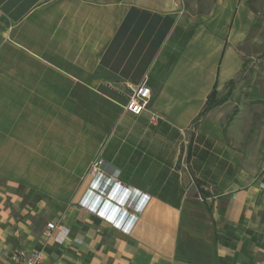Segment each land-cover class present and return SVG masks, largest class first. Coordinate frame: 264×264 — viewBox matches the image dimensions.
I'll return each instance as SVG.
<instances>
[{
  "label": "crops",
  "instance_id": "obj_1",
  "mask_svg": "<svg viewBox=\"0 0 264 264\" xmlns=\"http://www.w3.org/2000/svg\"><path fill=\"white\" fill-rule=\"evenodd\" d=\"M263 25L249 0H0V264H264V62L239 82ZM98 155L104 215L81 205ZM128 188L149 200L126 231Z\"/></svg>",
  "mask_w": 264,
  "mask_h": 264
},
{
  "label": "built area",
  "instance_id": "obj_2",
  "mask_svg": "<svg viewBox=\"0 0 264 264\" xmlns=\"http://www.w3.org/2000/svg\"><path fill=\"white\" fill-rule=\"evenodd\" d=\"M149 82V77L148 75H145L144 78L137 84L132 85L131 91L128 95L127 102L125 104V108L130 111L133 114L139 115L141 114L148 106L150 98H151V88L148 84ZM158 115H154V119H156ZM104 159L98 155L90 164L88 172H87V177L90 178V187L88 188L90 193H88L87 197L84 198L81 201V205L83 207H86L90 209L91 211H95L100 213L101 215L103 214L102 211V202L100 199H102V196L97 194L98 197H93L95 199V202L90 205L89 201L92 199V188H91V183L95 181V179L106 176V171L104 168ZM109 180L112 182H115L117 187L122 186V182L116 180L114 177H109ZM139 197L140 198V207L147 204L149 200V196L146 193H142L138 190H135L133 188H128L124 202L122 206L126 210H128V215L131 217L129 222L124 226L123 224H118L121 225V227L124 228V230L129 231L134 223L138 220L142 210H134L133 208L130 207V202L133 198ZM109 202V201H108ZM118 214L119 212H114L111 216H109V219L113 221V223H116L118 220ZM117 224V223H116ZM58 232L57 236L60 240H63L64 237L67 235L68 230L61 224L59 223H54V222H49L47 224V229L45 231V234L47 236H52L54 232ZM11 264H45V257H44V250L42 249H34V250H26L25 248H20L11 255Z\"/></svg>",
  "mask_w": 264,
  "mask_h": 264
},
{
  "label": "rangeland",
  "instance_id": "obj_3",
  "mask_svg": "<svg viewBox=\"0 0 264 264\" xmlns=\"http://www.w3.org/2000/svg\"><path fill=\"white\" fill-rule=\"evenodd\" d=\"M215 0H185V7L188 10V13L190 15H203L210 11L213 3ZM250 6L255 10L257 15L261 17L264 21V0H249ZM252 37V38H251ZM250 37L249 44L251 47H249V53L247 58L246 67L240 76V80L242 82V85L250 83L252 80L251 76L254 74L255 70H258V67H256V64H259V62H264V25L261 28V31L255 32ZM257 37V42H259V47H255L253 45V38ZM254 63H251V62ZM256 63V64H255ZM256 68V69H255ZM256 84V81L254 82V85ZM264 86V81H263ZM198 185H195L192 187V190L190 192L197 193Z\"/></svg>",
  "mask_w": 264,
  "mask_h": 264
},
{
  "label": "trees",
  "instance_id": "obj_4",
  "mask_svg": "<svg viewBox=\"0 0 264 264\" xmlns=\"http://www.w3.org/2000/svg\"><path fill=\"white\" fill-rule=\"evenodd\" d=\"M234 84H235L234 81L230 82V84H229V88H228V90H227V92H226V95H224V96H222V97H220V98H217V92L214 90V91L210 94V96H209V98H208V101H207V103H206V106H205L204 110L202 111V113L200 114V118H201L202 115L205 114V112H207L208 110H210V109L213 108L214 106L219 105V104L223 103L224 101H227V100L229 99L231 93H232L231 91H232V87L234 86ZM200 118H199V119H200ZM198 183H199V182H198ZM199 184H200V183H199ZM204 196H207L206 193L204 194ZM130 204H131L130 207L133 208L134 210H139V211H141V210L143 209V207H144V205H143L142 207L139 208V206H140V198H139V197H135V198H133V199L131 200ZM120 215H121V214L119 213V214H118V217H119ZM130 219H131V217L129 216V220H130ZM127 223H128V222H127ZM127 223H124L123 225L126 226Z\"/></svg>",
  "mask_w": 264,
  "mask_h": 264
}]
</instances>
